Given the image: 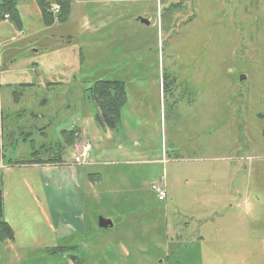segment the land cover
Instances as JSON below:
<instances>
[{"label": "rangeland", "instance_id": "obj_1", "mask_svg": "<svg viewBox=\"0 0 264 264\" xmlns=\"http://www.w3.org/2000/svg\"><path fill=\"white\" fill-rule=\"evenodd\" d=\"M89 2L0 22V264H264V0ZM102 81L124 86L114 129ZM49 159L75 169L72 215L29 163Z\"/></svg>", "mask_w": 264, "mask_h": 264}, {"label": "trees", "instance_id": "obj_2", "mask_svg": "<svg viewBox=\"0 0 264 264\" xmlns=\"http://www.w3.org/2000/svg\"><path fill=\"white\" fill-rule=\"evenodd\" d=\"M22 0H0V22L8 20L12 22L17 28L20 23L18 19V5ZM38 7L42 21L45 27L51 26L54 23H65L70 15L71 0H33ZM52 6H57L58 12L54 16L50 9ZM58 16V17H57ZM57 18V20H55ZM93 99L96 104L97 114L96 122L105 128L114 129L120 122V109L126 103V95L124 86L117 81H102L97 82L92 89ZM77 130L74 129L69 132H63L66 143L73 145ZM29 163L35 165H56L61 164V159H49L47 161L31 160ZM2 196L0 194V239H2V232L4 231L7 236H12L10 227L1 221L3 216L2 210Z\"/></svg>", "mask_w": 264, "mask_h": 264}, {"label": "crops", "instance_id": "obj_3", "mask_svg": "<svg viewBox=\"0 0 264 264\" xmlns=\"http://www.w3.org/2000/svg\"><path fill=\"white\" fill-rule=\"evenodd\" d=\"M74 3H76V4H74ZM90 3L91 2H89V0H74V1L71 0V10H70L71 16H72V12H73V9H74L75 5L80 6L81 9L84 10L85 9V5L90 4ZM84 18L87 19L85 14L82 15V19L83 20H84ZM121 109H120V121H121ZM74 129L75 128H73V130ZM84 132L87 135V133H88L87 130H85ZM38 166L39 167H44L43 168V173H45L47 175H51L52 171H56V178L54 179L56 184H53L52 181L49 182L48 183V187L45 189L46 194H49V198L48 199H49L50 203H53V201H60L62 204H64V211L60 215L63 216V214H65L64 213L65 211H71L70 213L72 215V207L73 206H71L70 202H73L76 205V209H77L78 200L79 199H78V197H76V198H72L71 197V199L66 198V192H67V189L69 188V187H66V185H68V182L67 183L65 182V184H63L60 181H58V179L63 176L64 172H66L65 173L66 176H68L69 174L71 176L72 186H75V183L73 181H75L77 179V176H76L75 172L72 171V170H75V169L74 168H70V167L62 168L63 166L62 167H58L57 165H54L55 166L54 167V166H52V164L38 165ZM48 166H52V168H50ZM58 171H60L61 174L58 173ZM66 180L68 181V179H66ZM57 184H59L60 186H58ZM74 189H76V188L74 187ZM63 193H65V196L63 195ZM72 199H74V200H72ZM250 239L251 238H246L247 241L250 240ZM237 264H239V263L237 262Z\"/></svg>", "mask_w": 264, "mask_h": 264}, {"label": "water", "instance_id": "obj_4", "mask_svg": "<svg viewBox=\"0 0 264 264\" xmlns=\"http://www.w3.org/2000/svg\"><path fill=\"white\" fill-rule=\"evenodd\" d=\"M141 23L148 24L144 20H141ZM97 226L101 230H107V229H111L113 227V224H112L111 220L103 218V217H99L97 219Z\"/></svg>", "mask_w": 264, "mask_h": 264}, {"label": "built area", "instance_id": "obj_5", "mask_svg": "<svg viewBox=\"0 0 264 264\" xmlns=\"http://www.w3.org/2000/svg\"><path fill=\"white\" fill-rule=\"evenodd\" d=\"M51 12H53L54 14H57L58 7H56V6L53 7L52 10H51ZM76 159H77V162H79V158L76 157ZM152 189L157 194L158 200L159 201H163V199H164V192H163V190H161L158 185L153 186Z\"/></svg>", "mask_w": 264, "mask_h": 264}, {"label": "flooded vegetation", "instance_id": "obj_6", "mask_svg": "<svg viewBox=\"0 0 264 264\" xmlns=\"http://www.w3.org/2000/svg\"><path fill=\"white\" fill-rule=\"evenodd\" d=\"M180 90L181 89H179L178 87H176L175 92L173 94H174V96L179 95V99L182 100L183 96L185 94H187L188 91L184 89L183 92L178 93V91H180Z\"/></svg>", "mask_w": 264, "mask_h": 264}]
</instances>
